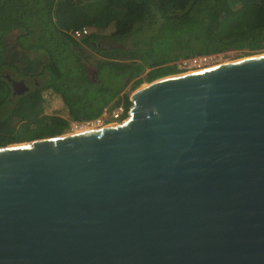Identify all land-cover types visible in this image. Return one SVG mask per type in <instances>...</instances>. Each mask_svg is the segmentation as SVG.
Returning a JSON list of instances; mask_svg holds the SVG:
<instances>
[{"label": "water", "instance_id": "water-1", "mask_svg": "<svg viewBox=\"0 0 264 264\" xmlns=\"http://www.w3.org/2000/svg\"><path fill=\"white\" fill-rule=\"evenodd\" d=\"M131 101L119 123L0 147V264H264V53Z\"/></svg>", "mask_w": 264, "mask_h": 264}, {"label": "trees", "instance_id": "trees-1", "mask_svg": "<svg viewBox=\"0 0 264 264\" xmlns=\"http://www.w3.org/2000/svg\"><path fill=\"white\" fill-rule=\"evenodd\" d=\"M237 49L264 52V0H0V147L122 103L126 116L148 69L151 81L181 58ZM7 70L29 90L15 94ZM46 92L62 100L56 114Z\"/></svg>", "mask_w": 264, "mask_h": 264}, {"label": "built area", "instance_id": "built-area-1", "mask_svg": "<svg viewBox=\"0 0 264 264\" xmlns=\"http://www.w3.org/2000/svg\"><path fill=\"white\" fill-rule=\"evenodd\" d=\"M89 33V29L87 27H83L75 31V37H82ZM220 53L212 54V55H196L188 58H181L177 61V65L184 70H202L209 67H212L215 64H218V56ZM131 98V96H130ZM130 108L128 109L129 113ZM126 112V107L124 103L118 105L114 109L105 108L103 113L93 119L85 120V121H73L71 123L72 130L74 131L77 128L81 127H93L96 129H101L108 125L119 123L125 120L128 117V114L124 116Z\"/></svg>", "mask_w": 264, "mask_h": 264}, {"label": "rangeland", "instance_id": "rangeland-1", "mask_svg": "<svg viewBox=\"0 0 264 264\" xmlns=\"http://www.w3.org/2000/svg\"><path fill=\"white\" fill-rule=\"evenodd\" d=\"M262 53H264V52H262ZM256 54H258V53H256ZM251 55H255V54H249L248 51H246V50H239V49L232 50V51H227V52H223V53H220L219 56H218V64L226 63V62L231 61V60L240 59V58L247 57V56H251ZM218 64H215V65H218ZM215 65H213V66H215ZM177 68H178V72L173 73V74H165V73H162V74L157 75V77H155L151 81H154V80L159 79V78H162V77L174 75V74H180V73L195 71L194 69H192V70H184V69H181L178 65H177ZM149 71H150V69H148L145 72V74H144L145 82L141 86L147 85L148 83L151 82L150 80H148L146 78V75H147V73ZM6 74H7V77L10 78V79H12V80H16V81L22 80V78L18 77L11 70H7L6 71ZM25 83L27 85L29 84L28 85L29 88L31 87V83H27L26 80H25ZM135 90L129 91L130 96L133 94V92ZM45 95H47L48 98H49V103H48V106L46 107L45 113L46 114H56L57 112H59V110L62 108V105H63L62 100L58 96H56L54 94H51V93L49 94L48 92H46ZM70 131H73L72 130V127H71V124H70V127L68 128V130L66 132H70Z\"/></svg>", "mask_w": 264, "mask_h": 264}, {"label": "bare ground", "instance_id": "bare-ground-1", "mask_svg": "<svg viewBox=\"0 0 264 264\" xmlns=\"http://www.w3.org/2000/svg\"><path fill=\"white\" fill-rule=\"evenodd\" d=\"M243 58H245V57H243ZM240 59H242V58H240ZM235 60H238V59H235ZM231 61H234V60H231ZM229 62V61H228ZM223 64V63H222ZM192 72V71H191ZM185 73H187V72H185ZM180 74H182V73H180ZM145 86V85H144ZM140 87H142V86H140ZM139 87V88H140ZM137 90V89H136ZM135 90V91H136ZM85 130H87V131H89V130H97L96 128H93V127H81V128H77V129H75L73 132H78V131H85Z\"/></svg>", "mask_w": 264, "mask_h": 264}, {"label": "flooded vegetation", "instance_id": "flooded-vegetation-1", "mask_svg": "<svg viewBox=\"0 0 264 264\" xmlns=\"http://www.w3.org/2000/svg\"><path fill=\"white\" fill-rule=\"evenodd\" d=\"M23 80H24V79H23ZM24 81H25V80H24ZM26 82H27V83H29V81H28V80H26ZM28 85H29V84H28Z\"/></svg>", "mask_w": 264, "mask_h": 264}]
</instances>
